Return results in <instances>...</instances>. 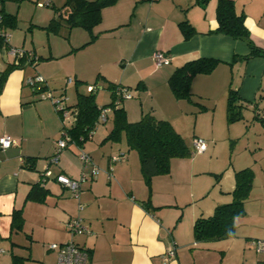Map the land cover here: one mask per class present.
<instances>
[{
    "label": "crops",
    "instance_id": "0c3cea01",
    "mask_svg": "<svg viewBox=\"0 0 264 264\" xmlns=\"http://www.w3.org/2000/svg\"><path fill=\"white\" fill-rule=\"evenodd\" d=\"M216 1L194 5V0H118L102 10V19L92 31V40L85 30L73 28L68 32L70 41L60 47L56 42L45 44L43 54L38 53L39 60L9 72L0 95V138L7 136L13 141L9 148L0 149V264H11L13 255L27 258L24 264H57L55 253L48 250L47 245L70 240L87 252L85 264H217V259L210 255L216 249L224 253L219 258L221 264L227 261L229 254L226 253L237 251L245 264H264V257L258 259L252 255L253 241L264 240V159L251 156L232 164L211 191L210 182L199 190L191 181V207L167 211L164 208L177 207L178 203L176 200L159 202L154 190L165 183L176 185L171 163L169 173L163 175L167 177L154 176L147 186L140 172L138 155L133 156L126 145L123 149L121 145L101 143L111 126L98 138L97 145H93L92 134L81 147L67 141L66 147L59 150L56 143L64 137V128L71 127L72 123L65 125L62 114L54 109L52 102L25 84L27 77L41 75L45 80L44 90L64 99L67 97L68 101L71 96L74 98L66 107L75 104L77 93L83 94L80 88L85 86L86 89L87 85L95 86L96 104L98 90H106L108 102L97 106L107 105L111 101L107 86L120 85L131 94V98L121 103L128 122L135 123L142 115L150 114L168 121L178 133L182 117L200 113L198 108L192 107L193 103L201 105L219 121L221 115L226 116L229 88L236 90L244 101L254 102L260 98V102L264 98L261 94L264 58L232 63L234 56H245L249 49L240 40L214 32ZM233 1L236 12L242 11L244 15L251 41L264 48V0ZM184 21L194 30L188 39L184 38L180 27ZM2 31L0 27V33ZM14 43L11 37L10 43L4 45L0 38V76L13 64L8 47ZM23 45L24 38L20 47L32 51L33 55L36 53ZM156 51L164 52L170 63L156 68L152 60ZM199 58H213L220 63L210 74L193 78L190 101L176 99L168 86V78L176 68ZM68 79L74 85L72 91L67 90ZM260 116H264V112ZM110 117L111 113L108 121ZM191 146L192 142L188 147L191 149ZM80 151L87 152L100 170L96 178L81 183L80 203L84 206L81 212H77L78 202L71 193L53 178L42 186L48 191L44 203L26 200L45 169L52 176L61 174L78 180L84 169ZM56 152L58 159L50 163ZM119 154L124 155V160L111 163V157ZM28 158L34 159L33 169L24 166ZM187 163L193 171L195 160ZM246 167L253 170L254 180L244 203V216L235 220L234 236L209 243L194 242L192 227L196 218L207 217L216 206L230 202L234 173ZM195 199H201L198 205L193 204ZM138 201H148L150 210H144ZM17 209H22L24 225L22 231L14 232L11 217ZM76 215L81 217L91 235L71 237L65 224ZM171 248L175 251L174 257L163 263L162 257ZM189 249L191 263L184 259ZM211 260L214 263H210Z\"/></svg>",
    "mask_w": 264,
    "mask_h": 264
},
{
    "label": "trees",
    "instance_id": "16d2710c",
    "mask_svg": "<svg viewBox=\"0 0 264 264\" xmlns=\"http://www.w3.org/2000/svg\"><path fill=\"white\" fill-rule=\"evenodd\" d=\"M117 1L66 0L61 7L57 8L55 11L56 16L49 21L44 29L54 34L64 31L68 35L71 29L81 28L89 33L90 40H92L94 38L92 31L101 22L102 10L114 5ZM208 1L194 0L193 4H206ZM2 3L3 0H0V27L3 30L0 33V38L5 34V28L16 25L15 16L5 14L1 8ZM51 4L50 2L47 6H51ZM215 17L217 27L214 32L224 34L234 40H240L249 49V53L245 56H234L232 63L248 61L256 57L264 58V48L257 47L251 41L249 31L244 23V15L236 12L233 0H217ZM180 27L185 39L194 34L193 28L186 21L180 23ZM23 61V59H20L18 64L7 66L1 74L0 95L9 72L14 68L20 67ZM219 63L220 61L217 59L199 58L176 68L168 78V86L174 97L178 100H191L193 78L198 75L210 74ZM107 89L110 91L111 101L102 107L97 106L94 91L87 94L77 93L76 102L73 106L66 107L64 105L65 110L71 113L73 119L71 127L64 128V137L62 138H67L65 139L66 141L81 147L84 142L91 139L96 127L100 125L97 123L101 110L110 107L112 109L110 117L111 128L101 143H118L123 140L128 150L136 151L140 160V172L147 186L150 185V181L154 176L169 173L172 159L183 158L192 154L191 149L186 145L182 136L174 130L168 121L158 120L150 114H144L137 122H128L126 113L121 107L124 99L120 93L123 91L130 92L129 89L113 84H109ZM34 90L40 94L44 90V83L40 88ZM259 99L254 102L244 101L236 90L229 88L226 99V122L231 124L240 120V110L245 107H252L255 112L254 118L259 120L264 126V116H260L261 113L258 112L257 102ZM32 160L34 159H26L24 166L28 169H33ZM253 180L254 172L249 167L234 173V188L230 192V202L216 206L212 214L207 217L196 218L192 227L194 242L209 243L234 236L235 220L244 216V203L249 198ZM42 186L43 184L40 182L34 185L28 192L26 200L44 203L48 191L44 190ZM137 203L144 210H150L148 201H138ZM23 225L22 209L14 210L11 217V230L14 232L22 231ZM26 259L13 255L11 264H24Z\"/></svg>",
    "mask_w": 264,
    "mask_h": 264
},
{
    "label": "rangeland",
    "instance_id": "374dc122",
    "mask_svg": "<svg viewBox=\"0 0 264 264\" xmlns=\"http://www.w3.org/2000/svg\"><path fill=\"white\" fill-rule=\"evenodd\" d=\"M49 1L52 3L51 6L43 5L45 3V0H3V3L1 4V8L3 9V12L5 14H11L12 16H15L16 25L14 27H7L4 30L9 43L11 41V37L13 43L14 40H16V44H13L16 47L9 46L8 49L10 47H13L14 49L19 50L23 53V55L21 57H18L17 59L9 54L11 55V57H13V64H18L20 59L24 60L23 64L18 67L20 69L25 66L32 65L33 62L39 60L37 57L39 56L38 53L43 54L42 48L43 46H45V44L56 42L60 47L62 43H67V41H70V38L64 31H61L59 34H54L44 29L48 25L49 21L54 16H56L55 11L57 10V8L61 7L66 0ZM241 12L242 11H240L239 13ZM255 23L258 25L257 19H255ZM23 38L25 39V45L23 46H25V48L27 49L30 48L31 50H34L36 52V55H33L32 51H28L23 47H20L23 42ZM2 42L4 45L7 44V42H5L3 38ZM34 76L41 75L35 74L27 78ZM59 78L60 76L58 77V80ZM66 86H68L67 90L69 91H72V88L74 87V85L67 84V80ZM90 86L91 85H87L86 89L84 86L80 88V91H82L84 94L88 92V87ZM60 87L61 86L57 88L60 89ZM92 87L95 86L92 85ZM261 91V94H264V90ZM49 92L50 91L48 90H42L39 96L42 98H46V95ZM51 94L54 95L55 93L52 92ZM54 97L59 98L60 96L58 94H55ZM194 98H196V100H199L200 102H204V99L202 98H198L195 96ZM66 100L67 97L60 103V106H64L67 103L73 102L74 98L71 96V100ZM108 100L109 93L104 89H99L97 104L101 105L108 102ZM257 103L258 111L261 113L262 111H264V98H262L260 102L258 100ZM200 106L201 105L193 103L192 107L198 108L200 113L198 114V116L190 114L182 117L179 121L180 124L178 125L179 127L177 130L180 131L186 145L189 146V144L194 139L201 138L204 140L207 150L205 149V151L200 154H191L187 157L176 158L175 160H173L175 162H170L171 174L173 177V181L177 182L176 185L171 184V186H168L165 183L161 184L158 190H154L155 197L157 200H159V202H175L174 200H176V202L178 203L177 207L164 208L167 209V211H172L174 209L183 211L187 210L188 207H191L192 204L189 196V186L191 181L192 183H194V188L195 186H197L199 187V190L204 185L206 186V183L210 182L208 188L211 191V189L213 190L215 186L217 187L219 180L223 176V173L225 172V170L228 171V169L231 168L232 164H237L240 160L249 159V157L251 156H260L262 159H264V126H262L259 120L254 118L255 112L252 107L242 108L240 110L241 119L228 124L226 122V116L225 118H223L221 115V118H219L218 121L216 116H213L210 112L208 113L206 110H203V108ZM62 117L63 122L68 126L71 123V117L64 114H62ZM110 126L111 121L107 120V123L100 124L96 127V132L95 134L93 133V145L99 144V142H97L98 138L102 136V133L109 130ZM121 142L113 144L114 146L121 145L123 149H126L123 140ZM83 152L87 154V152ZM130 152L135 157L138 155L134 150H131ZM126 153L128 154V152ZM192 160H195V169L193 171H190V166L187 162H190ZM179 163H181V173ZM161 176L167 177L163 175ZM200 201L201 199H195L193 204L198 205ZM50 245H47L48 250ZM190 249L187 250L186 253L188 254L184 257V259L189 261V263H191L193 260L189 255L191 254ZM223 254V251H220L219 249L211 251L210 253V255H213L215 257V260L217 259V264H221L219 258H221ZM226 255H228V257L227 261H225V264H245L241 253H239L238 251L229 252L226 253ZM252 255L258 259L260 257H264V254H258L254 249H252ZM209 262L214 263V261L212 260Z\"/></svg>",
    "mask_w": 264,
    "mask_h": 264
},
{
    "label": "built area",
    "instance_id": "2783aa9c",
    "mask_svg": "<svg viewBox=\"0 0 264 264\" xmlns=\"http://www.w3.org/2000/svg\"><path fill=\"white\" fill-rule=\"evenodd\" d=\"M50 3L49 0H45V3L43 5L47 6ZM7 35L3 34L2 38L5 42H7ZM8 53L11 54L15 59L18 57H21L23 53L19 50L14 49L13 47H10L8 49ZM152 60L154 62V65L156 68H159L161 66L168 65L170 63V58L161 51H156L152 54ZM16 64V63H15ZM72 82L71 79L67 80V83L70 84ZM44 83V80L41 76H34L27 78L25 80V84L34 88L38 89L42 86ZM95 90V87H88V92H92ZM121 97L123 99H129L131 98L130 92H121ZM46 99L50 100L54 106V109L58 112H61L64 115H69L71 117V120L73 119V116L71 113L67 112L65 110V106H60V103L64 101V97L55 98L50 92L46 95ZM112 112V109L110 107L104 108L100 112V116L98 118L97 124H102L107 121L108 115ZM67 138H62L61 140L57 141L56 145L59 150H62L66 147L67 141L65 140ZM13 144V141L7 137L3 136L0 138V149L4 150L9 148ZM206 149V144L203 139L196 138L192 141L191 151L192 154H200L203 153ZM58 152L51 157L50 163H54L58 159ZM79 159L82 162L84 169L82 170L80 174V178L78 180H74L71 178H68L64 175H56L52 176L51 172L48 169H45L41 175H40V183L44 184L48 180H53L60 184L63 188L68 190L71 193V196L74 200L78 202L77 204V212H81L84 208V206L80 203V192H81V183L87 179H94L99 173V168L93 163L91 157L84 153L83 151H80L79 153ZM124 160V155L119 154L117 156H113L110 159L111 163H116ZM85 167L88 169L86 170ZM112 169H110L111 171ZM110 178V174L108 175ZM66 230L71 235V237L75 235H91V231L85 227L82 223V219L79 215H76L72 218H70L66 224ZM253 248L258 254H264V240H255L253 241ZM49 250L55 253L56 256V263L57 264H85L88 258V254L85 250L78 247L72 240H70L67 243L64 244H51L49 246ZM175 255V251L173 248L167 251L165 255L162 257L163 263L168 262L171 260Z\"/></svg>",
    "mask_w": 264,
    "mask_h": 264
},
{
    "label": "water",
    "instance_id": "95a60500",
    "mask_svg": "<svg viewBox=\"0 0 264 264\" xmlns=\"http://www.w3.org/2000/svg\"><path fill=\"white\" fill-rule=\"evenodd\" d=\"M39 182H40V179H39Z\"/></svg>",
    "mask_w": 264,
    "mask_h": 264
}]
</instances>
